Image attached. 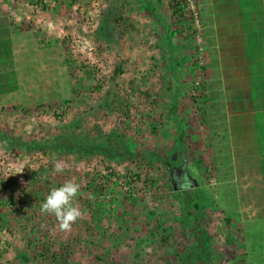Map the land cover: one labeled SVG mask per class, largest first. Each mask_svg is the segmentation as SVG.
Segmentation results:
<instances>
[{
    "label": "rangeland",
    "instance_id": "obj_1",
    "mask_svg": "<svg viewBox=\"0 0 264 264\" xmlns=\"http://www.w3.org/2000/svg\"><path fill=\"white\" fill-rule=\"evenodd\" d=\"M207 1L0 0V264H264V112L226 130ZM68 180L64 233L40 208Z\"/></svg>",
    "mask_w": 264,
    "mask_h": 264
},
{
    "label": "crops",
    "instance_id": "obj_2",
    "mask_svg": "<svg viewBox=\"0 0 264 264\" xmlns=\"http://www.w3.org/2000/svg\"><path fill=\"white\" fill-rule=\"evenodd\" d=\"M207 5L214 38L217 31L224 36L226 130L240 138L241 119L251 111L264 112V0H208Z\"/></svg>",
    "mask_w": 264,
    "mask_h": 264
},
{
    "label": "clouds",
    "instance_id": "obj_3",
    "mask_svg": "<svg viewBox=\"0 0 264 264\" xmlns=\"http://www.w3.org/2000/svg\"><path fill=\"white\" fill-rule=\"evenodd\" d=\"M67 167L69 166L65 161L58 159L54 162L53 171L63 174ZM80 188V184L68 180L59 187L52 188L41 204V214L54 215L60 232L70 233L73 225L85 216V212L75 203Z\"/></svg>",
    "mask_w": 264,
    "mask_h": 264
},
{
    "label": "trees",
    "instance_id": "obj_4",
    "mask_svg": "<svg viewBox=\"0 0 264 264\" xmlns=\"http://www.w3.org/2000/svg\"><path fill=\"white\" fill-rule=\"evenodd\" d=\"M8 27L4 21L3 17H0V93L12 90L16 85V80L14 76V69L12 66L11 56H10V39L8 37ZM4 54L5 56H1ZM185 203H190L192 200V195L186 191L183 194ZM4 202H0V205ZM186 210V209H185ZM187 218L190 220L194 219L191 211L186 210ZM189 231V230H188Z\"/></svg>",
    "mask_w": 264,
    "mask_h": 264
}]
</instances>
